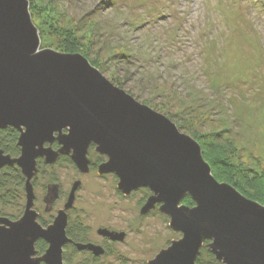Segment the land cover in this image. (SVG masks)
I'll use <instances>...</instances> for the list:
<instances>
[{
	"label": "rangeland",
	"instance_id": "374dc122",
	"mask_svg": "<svg viewBox=\"0 0 264 264\" xmlns=\"http://www.w3.org/2000/svg\"><path fill=\"white\" fill-rule=\"evenodd\" d=\"M27 1L38 30L39 48L80 52L113 85L163 114L179 132L195 140L202 157L200 143L185 127L199 131L202 127L205 131L228 128L241 159L264 170L256 164V160L264 164V0ZM89 40L95 44H88ZM78 43L86 45L87 53ZM91 58L96 59V65ZM152 105L175 116L165 115ZM190 108H195V113ZM96 154L90 152L88 157L94 159ZM209 154L220 160L215 171L231 177V152ZM203 159L211 168V162ZM211 173L224 182L212 168ZM116 178L112 173L99 174L94 168L80 172L73 163L54 161L39 166L36 160L30 182L38 218L51 223L77 180L78 191L66 213L70 227L78 220L87 230L81 234L74 226L72 233L83 240L75 242L108 243L98 256L88 248L66 245L62 252L69 264H147L159 250L181 238L182 233L169 225V216L159 210L160 203L141 212L151 195L148 188L138 187L124 194ZM53 185L60 193L49 199L46 196L52 192L48 187ZM180 203L185 204L183 199ZM21 206L13 203L0 207V216L16 220L22 215ZM103 227L122 232L123 238L113 240L100 233ZM205 257L201 252V258Z\"/></svg>",
	"mask_w": 264,
	"mask_h": 264
},
{
	"label": "water",
	"instance_id": "95a60500",
	"mask_svg": "<svg viewBox=\"0 0 264 264\" xmlns=\"http://www.w3.org/2000/svg\"><path fill=\"white\" fill-rule=\"evenodd\" d=\"M39 47L28 1L0 0V128L18 129L20 148L17 157L0 150V168L16 164L25 176L22 215L16 220L0 216V264H64L62 249L70 242L66 210L79 181L73 182L63 209L42 226L30 179L37 158L52 163L60 154L87 172L91 144L105 157L99 174L113 173L124 194L148 188L151 195L141 212L160 203L169 225L182 233L147 264H196L206 239L216 264H264V205L217 181L195 140L113 85L79 53ZM186 195L193 206L180 203ZM99 232L123 238L122 232ZM37 240L46 243L40 255ZM76 245L95 255L102 251L93 244Z\"/></svg>",
	"mask_w": 264,
	"mask_h": 264
},
{
	"label": "trees",
	"instance_id": "16d2710c",
	"mask_svg": "<svg viewBox=\"0 0 264 264\" xmlns=\"http://www.w3.org/2000/svg\"><path fill=\"white\" fill-rule=\"evenodd\" d=\"M79 45L81 44L82 50H84L86 53L89 50L86 45L84 46L83 43H78ZM88 44H95L94 40H89ZM62 47V46H61ZM79 48V47H78ZM78 48L74 49L76 52L79 50ZM51 49V48H50ZM69 49V48H68ZM62 48L59 49L61 51ZM56 51V50H54ZM80 53V52H79ZM96 59L91 58L90 62L92 64L96 65ZM153 106V105H152ZM154 109H159L162 111L165 115L168 114V116H175V114H172L171 112H168L164 108H160L159 106H153ZM185 110V108H183ZM190 112L195 113V108H190ZM211 125L212 123L210 119ZM178 125L182 126L180 122H177ZM204 128V127H202ZM201 130L199 131L196 127L190 128V127H185L186 131H189L190 135L193 136L201 145V150L203 157L206 158L209 162H211L210 165L213 171V174L216 175V177H219L221 181L227 182L236 189L240 190V192L247 197L259 201L261 204H264V170H260L255 166V163L253 162L252 164L245 162V160L241 159V154L239 153V148L236 146L237 142L234 140L232 136L228 134V131L226 127H218L216 129H209V130ZM195 129H197L195 131ZM19 136V131L18 129L12 127V126H6L4 128H0V150L4 154H9L12 157H16L20 153V148L17 145V139ZM229 139V140H228ZM53 147H55L56 142L52 143ZM218 150H225L231 152V177H228L227 175L220 174V172H216L215 168L218 166L220 163V160H215L214 156H211L209 154V151L212 152L214 151L216 154V151ZM96 152L94 150V145L91 144L89 149H88V155L90 152ZM221 156V155H219ZM222 157V156H221ZM223 159H225L223 157ZM58 160L60 162H65V163H72L71 159L69 158L68 155H61ZM103 160V157L101 156L100 159L97 160V162H101ZM256 160V159H255ZM223 161V160H222ZM228 161V160H226ZM219 162V163H218ZM37 164L40 166L42 165V162L40 160L37 161ZM256 164L262 165L264 167V164L256 160ZM229 166V164H228ZM230 167V166H229ZM262 171V172H261ZM223 175V176H221ZM24 177L21 174L20 169L15 165H5L0 169V207H5L9 204H17V206H21V201L24 199V204H25V192H24ZM249 185L255 187V188H250ZM183 203L187 205H192L193 201L190 198V196L186 195L183 197ZM24 204L21 206L22 209H24ZM2 209H0V214H2ZM15 219V217H13ZM38 222L42 226L47 225V221L45 222L41 218L37 219ZM74 226L75 228L79 231V233L86 232V227L84 228L81 223L77 220L74 221ZM74 229L73 226H69V223L66 225V234L67 236H71V232ZM81 233V234H82ZM85 235V234H84ZM84 235L81 237L83 238ZM80 236V235H79ZM74 241L78 240V237H73ZM80 241H83L79 239ZM207 241L203 242L202 247L200 248V254L196 258L195 263L196 264H213L215 262L213 254L205 247ZM67 244V243H66ZM65 244V245H66ZM64 245V247H65ZM46 248V243L43 240H37L35 243V249L39 253H42ZM201 252H204L206 254V259L201 258ZM62 259L64 264H69L67 259L64 256V252H62ZM44 264V263H40Z\"/></svg>",
	"mask_w": 264,
	"mask_h": 264
},
{
	"label": "flooded vegetation",
	"instance_id": "af4514ba",
	"mask_svg": "<svg viewBox=\"0 0 264 264\" xmlns=\"http://www.w3.org/2000/svg\"><path fill=\"white\" fill-rule=\"evenodd\" d=\"M53 144H51V146H52ZM53 147V146H52ZM57 147H58V145L56 144L55 145V147H53L54 149H57ZM97 153V152H96ZM7 155H9V154H7ZM61 155H65V154H60V155H58L57 156V159L55 160L56 162H60L59 160H58V158L61 156ZM10 156V155H9ZM103 157V160L101 161V162H97V160L98 159H100V157ZM10 157H12V156H10ZM17 157V156H16ZM70 158V157H69ZM89 158V161H90V164H89V169H92V168H94V169H96L97 170V172H98V166H99V164L100 163H102L104 160H105V157L103 156V155H101V154H99V153H97L96 154V157L94 158V159H92V158H90V157H88ZM38 160H40L41 162H42V164L43 163H45V161H44V158H38L37 159V161ZM72 162V161H71ZM73 163V162H72ZM6 165H13V164H6ZM16 165V164H15ZM5 166V165H4ZM17 166V165H16ZM75 166V165H74ZM18 167V166H17ZM2 168V167H1ZM0 168V169H1ZM19 168V167H18ZM20 169V168H19ZM20 171H21V169H20ZM109 173H111V172H107V173H102V174H109ZM21 174H22V172H21ZM113 174V173H112ZM116 177V176H115ZM117 179V178H116ZM24 181H25V178H24ZM72 186V185H71ZM49 188V190H51V192H52V195L50 196L49 194H47V196L46 197H48L49 199H53V197H58L59 196V193H60V190H58L57 189V186L56 185H53V186H51V187H48ZM70 189H71V187H70ZM70 191V190H69ZM76 191H78V188L76 189ZM75 191V192H76ZM121 192V191H120ZM69 193V192H68ZM122 193V192H121ZM68 195V194H67ZM75 199V198H74ZM66 201V200H65ZM33 204H34V201H33ZM36 211V210H35ZM58 211V210H57ZM37 212V214L39 215V212L38 211H36ZM38 215H37V218H38ZM51 221H52V219H51ZM67 223H69L68 222V215H67V222H66V225H67ZM73 227H74V222H73ZM102 229H104L106 232H108V231H111V232H115L114 230H110V229H108L107 227H103ZM71 234V236L69 237L68 236V238L70 239V242H68L66 245H71L72 247H75L76 245V243L77 242H75L74 241V239H73V237L75 238V235L71 232L70 233ZM109 237V236H108ZM107 238V236L105 237H103V239H106ZM112 239V238H111ZM113 240H115V239H113ZM85 244H93L94 246H97V247H99L102 251L99 253V254H97L96 256H98V255H100V254H102L105 250H106V248L104 247L105 245H107L108 243H106L104 246H101V245H99V244H96V243H93V242H91V241H87ZM65 245V246H66ZM77 247V246H76ZM78 248V247H77ZM63 249H64V246H63ZM78 249H85L86 251H89V250H87L86 248H78ZM82 251V250H81ZM91 252H92V250H90ZM93 253V252H92ZM93 255H95V254H93ZM214 259H215V257H214ZM215 261L217 262V260L215 259ZM213 264H216V263H213Z\"/></svg>",
	"mask_w": 264,
	"mask_h": 264
}]
</instances>
